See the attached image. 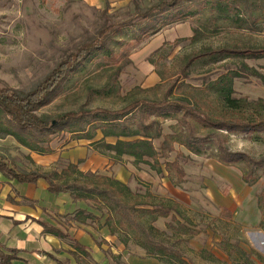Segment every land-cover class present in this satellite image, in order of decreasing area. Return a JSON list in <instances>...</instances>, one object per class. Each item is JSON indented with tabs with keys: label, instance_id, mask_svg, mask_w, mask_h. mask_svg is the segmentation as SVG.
I'll return each mask as SVG.
<instances>
[{
	"label": "rangeland",
	"instance_id": "rangeland-1",
	"mask_svg": "<svg viewBox=\"0 0 264 264\" xmlns=\"http://www.w3.org/2000/svg\"><path fill=\"white\" fill-rule=\"evenodd\" d=\"M134 2L144 8L154 0H0V81L12 89L34 87L65 55L96 35L104 21L101 10L107 9L112 21L123 22L134 11ZM246 6L257 19L249 29L239 30L225 24L215 28L205 24L207 17L202 16L199 21L174 23L162 27L155 35L138 39L126 30L124 36H115L109 43L119 63L126 65L118 78L120 89L115 95L96 94L105 84L107 73L104 72L107 69L96 67L101 61L98 60L87 63L71 76L58 98L38 114L54 118L80 108L118 110L135 98L159 101L163 97H183L192 102L205 101L203 94L193 88H202L207 78L215 79L224 68L236 66L238 62L230 59L211 64L209 58H201L187 64L190 57L205 49L264 47V0H247ZM245 62L264 75V59ZM233 83L236 97L264 98V86L255 78L237 79ZM212 109L213 106L203 111L214 112ZM251 116L246 113L245 118ZM174 124L165 122L164 133H171ZM196 131L203 134L207 130L196 126ZM99 138L100 135L95 140ZM259 138L232 134L226 141L231 152L261 160L264 133ZM110 140V143L114 141ZM160 141L154 142L156 148L160 147ZM89 143L91 141H72L70 134L61 132L54 136L50 146L66 147L70 151ZM177 153L188 155L176 144L167 160L175 161ZM189 157V162L178 159L185 175L181 180L175 176L172 181L168 177L159 178L144 165L136 170L130 159L125 158V163L121 164L127 171H133L127 186L135 195L150 194L177 204L179 214L159 218L151 226L157 230L153 232L154 237L164 240L175 255L163 260L147 257L146 251L138 245L144 239L134 237L135 228L131 230L125 224L118 228L116 241L124 245L127 254H142L158 264H264V214L262 217L256 198L264 190L263 173L253 169L255 182L246 184L243 177L249 168L242 163L224 166L209 152L201 157ZM67 164L60 161L55 167L39 172L60 171ZM139 210L134 214L136 219L141 217ZM148 218L142 217L140 222L147 225ZM103 224L104 219H101L87 221L85 226L96 235L110 234Z\"/></svg>",
	"mask_w": 264,
	"mask_h": 264
},
{
	"label": "trees",
	"instance_id": "trees-1",
	"mask_svg": "<svg viewBox=\"0 0 264 264\" xmlns=\"http://www.w3.org/2000/svg\"><path fill=\"white\" fill-rule=\"evenodd\" d=\"M246 1L154 0L144 8L134 2V11L123 22L112 21L107 9L101 10L104 21L96 35L65 55L34 87L28 90L12 89L0 81V139L12 137L19 146L45 156L53 152L50 143L54 136L65 132L70 134L72 141H91L89 145L94 151L114 164H123L127 158L136 170L144 165L159 178L168 177L170 181L175 176L181 180L185 175L178 159L189 162V155L201 157L209 152L210 156L224 166L244 164L249 171L244 175L243 182L253 185L254 170L261 171L264 175V158L254 160L244 153L231 152L226 139L232 134L260 139L259 136L264 133V98L250 100L236 97L233 83L237 79L255 78L264 86V75L245 62L264 59V47L205 49L190 57L187 64L201 58H209L211 64L230 59L238 62L236 66L224 68L225 71L215 79L207 78L202 88H193L197 93L203 94L205 101L200 99L192 102L183 97H163L159 101L135 98L118 110L80 108L54 118L38 114L43 107L58 98L71 76L87 63L93 64L98 60L101 61L96 67L107 69L104 70L107 73L105 84L96 90V94L104 97L115 95L120 89L118 78L126 65L119 63L109 43L115 36H124L126 30L138 39L155 35L162 27L174 23L199 21L202 16L207 17L205 24L215 28L225 24L239 30L249 29L257 19L248 11ZM172 89L168 90L169 93ZM212 106L214 112L203 111ZM246 113L252 116L245 118ZM165 122H175L171 133H164L162 126ZM196 126L207 131L200 134L196 131ZM98 135L100 138L95 140ZM108 138L114 141L109 143L106 141ZM160 139V147L156 148L154 142ZM176 144L183 147L188 155L177 153L175 161L169 162L167 159ZM161 159L164 161L160 162ZM80 163L81 161L77 164L68 163L60 171L52 169L44 173H27L2 157L0 173L21 184H35L38 180H43L51 195L68 193L73 203H84V206L76 208L71 214L73 222L86 225L87 221L104 219L103 225L111 236L118 234L122 224L131 230L134 227L137 232L134 237L144 239L138 245L146 251L147 257L163 260L175 255L171 246L154 237L153 232L157 230L151 226L159 218L170 215L173 218L179 214L177 204L156 199L150 194L145 197L135 195L130 187L112 176L82 173L77 168ZM256 198L257 208L263 217L264 190ZM138 210L142 214L136 219L134 214ZM147 216V225L142 224L140 219ZM38 223L44 234L53 235L60 240H71L67 232L56 226L42 221ZM260 225L262 227L263 222ZM73 247L80 253H85L82 246L74 243ZM17 254L16 250L0 246V264H12Z\"/></svg>",
	"mask_w": 264,
	"mask_h": 264
},
{
	"label": "crops",
	"instance_id": "crops-1",
	"mask_svg": "<svg viewBox=\"0 0 264 264\" xmlns=\"http://www.w3.org/2000/svg\"><path fill=\"white\" fill-rule=\"evenodd\" d=\"M106 141L110 143L111 140ZM83 145L86 146L70 151L51 145L53 152L41 156L19 146L12 137H6L0 139V158H6L27 173L35 170L40 173L41 169L55 167L60 161L77 164L82 160L77 165L80 172L113 176L127 185L133 171L114 164L90 145ZM82 206V202L73 203L68 193L51 195L43 180L21 184L0 173V246L17 251L12 264H158L154 259H145L142 254H127L115 236L103 232L96 235L85 225L73 222L71 214ZM38 221L67 232L71 240L44 234ZM74 243L82 246L85 253L75 250Z\"/></svg>",
	"mask_w": 264,
	"mask_h": 264
}]
</instances>
